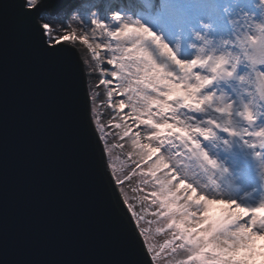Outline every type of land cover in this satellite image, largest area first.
<instances>
[{"label":"snow or ice","instance_id":"snow-or-ice-1","mask_svg":"<svg viewBox=\"0 0 264 264\" xmlns=\"http://www.w3.org/2000/svg\"><path fill=\"white\" fill-rule=\"evenodd\" d=\"M7 9L43 59L80 55L133 264H264V0H4L0 19Z\"/></svg>","mask_w":264,"mask_h":264},{"label":"water","instance_id":"water-1","mask_svg":"<svg viewBox=\"0 0 264 264\" xmlns=\"http://www.w3.org/2000/svg\"><path fill=\"white\" fill-rule=\"evenodd\" d=\"M73 53L49 62L10 9L0 19V264L137 259L121 228L123 195L84 114L89 84Z\"/></svg>","mask_w":264,"mask_h":264},{"label":"rangeland","instance_id":"rangeland-1","mask_svg":"<svg viewBox=\"0 0 264 264\" xmlns=\"http://www.w3.org/2000/svg\"><path fill=\"white\" fill-rule=\"evenodd\" d=\"M80 48H83V46H80ZM108 111L109 110L103 109V106L101 107V109H100V112H101L100 119L102 120V122H106L107 121V119H108V115H107ZM109 140H111V137H109ZM117 151H119V150H117ZM129 163H131V161H129ZM124 187H125V190H128L127 184H125ZM143 194L144 193H141V195H143ZM165 238H166V236L164 234H160L158 236H155L154 239H155V241L157 243H162Z\"/></svg>","mask_w":264,"mask_h":264},{"label":"bare ground","instance_id":"bare-ground-1","mask_svg":"<svg viewBox=\"0 0 264 264\" xmlns=\"http://www.w3.org/2000/svg\"><path fill=\"white\" fill-rule=\"evenodd\" d=\"M81 49H82V48H81ZM103 109L108 110V109H106L105 107H103Z\"/></svg>","mask_w":264,"mask_h":264}]
</instances>
